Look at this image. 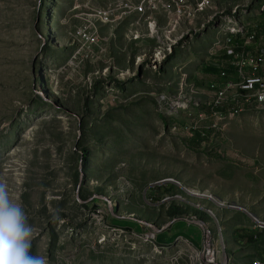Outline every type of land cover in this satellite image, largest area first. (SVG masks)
Listing matches in <instances>:
<instances>
[{
	"label": "rangeland",
	"instance_id": "1",
	"mask_svg": "<svg viewBox=\"0 0 264 264\" xmlns=\"http://www.w3.org/2000/svg\"><path fill=\"white\" fill-rule=\"evenodd\" d=\"M109 1L0 0V182L34 228L32 253L49 264H175L188 247L173 243L201 247L202 228L178 221L157 243L146 227H166L175 204L181 218L218 220L235 264H250L264 256V239L240 237L264 231V112L213 115L212 32L157 68L148 62L163 40L131 41L130 22L86 45L83 14Z\"/></svg>",
	"mask_w": 264,
	"mask_h": 264
},
{
	"label": "built area",
	"instance_id": "2",
	"mask_svg": "<svg viewBox=\"0 0 264 264\" xmlns=\"http://www.w3.org/2000/svg\"><path fill=\"white\" fill-rule=\"evenodd\" d=\"M87 9L78 31L86 45L98 46L103 40L100 30L109 25L119 27L130 22L127 37L131 41L163 40L149 58L148 64L156 68L169 62L167 59L177 50L212 32L209 58L218 73L210 75L206 95L213 115L234 117L264 112V0H110L105 7ZM144 61L138 57L136 64ZM211 200L222 208L229 205L212 195ZM206 211L217 220L212 208ZM189 220L201 223L202 246L183 236L177 238L173 244L185 243L188 254L173 257L175 264H235L234 253L225 243L218 220L217 227L196 216ZM146 227L151 229L148 224ZM154 235L151 237L157 242V234ZM171 245L155 247L163 250ZM250 264H264V260L255 257Z\"/></svg>",
	"mask_w": 264,
	"mask_h": 264
},
{
	"label": "clouds",
	"instance_id": "3",
	"mask_svg": "<svg viewBox=\"0 0 264 264\" xmlns=\"http://www.w3.org/2000/svg\"><path fill=\"white\" fill-rule=\"evenodd\" d=\"M33 232L22 206L0 182V264H49L45 256L32 253Z\"/></svg>",
	"mask_w": 264,
	"mask_h": 264
},
{
	"label": "trees",
	"instance_id": "4",
	"mask_svg": "<svg viewBox=\"0 0 264 264\" xmlns=\"http://www.w3.org/2000/svg\"><path fill=\"white\" fill-rule=\"evenodd\" d=\"M204 71L208 75H213V74L218 73V70H216L215 68H213L211 66H206L205 69H204ZM205 135L206 134H202L200 132L195 131L194 132V141H196V143H198L200 145L201 142L203 140H205V138H206ZM80 161H81L80 162V166H82L83 171L87 170L88 167H89V162H90V151L87 148H84L82 150L81 160ZM79 173H80V171H79ZM79 176H80V174H79ZM79 182H80V178H79ZM168 215L174 220V219H180L181 217L186 216L187 215V212L183 208H181V207H179V206H177L175 204H171L169 206V208H168ZM240 237L242 239H244L245 241H247L248 243L254 244V243L257 242L255 240V238L256 239L257 238L264 239V231H261L260 233H258V232L257 233L251 232L250 234H248L246 236L244 234L243 236H240ZM157 240H158V238H157ZM259 257L264 260V256H263L262 253H260V256Z\"/></svg>",
	"mask_w": 264,
	"mask_h": 264
},
{
	"label": "water",
	"instance_id": "5",
	"mask_svg": "<svg viewBox=\"0 0 264 264\" xmlns=\"http://www.w3.org/2000/svg\"><path fill=\"white\" fill-rule=\"evenodd\" d=\"M84 174H85V173H84V171H83V169H82V166H80V182H79V186H78V189H77V193H79L80 188H81V186H82V182H83V180H84ZM164 182H170V180H166V181H164ZM164 182H162V183H164ZM177 184L181 186L180 183H177ZM184 189H185V188H184ZM111 210H112V212H113V208H112V207H111ZM245 211H246L247 213H249L247 210H245ZM182 220H185V221H187V222H192L193 224H196V225H198V226L201 227V223H200V222H195V221H192V220H189V219H185V218H181L180 220L176 219L175 221H172L171 223L167 224V226L164 227V228H162V229H159V228H157L156 226H152V225H150V226H151L152 230H153L156 234H160V233L164 232L165 230H167V228H170V227L173 225V223L178 222V221H182Z\"/></svg>",
	"mask_w": 264,
	"mask_h": 264
},
{
	"label": "bare ground",
	"instance_id": "6",
	"mask_svg": "<svg viewBox=\"0 0 264 264\" xmlns=\"http://www.w3.org/2000/svg\"><path fill=\"white\" fill-rule=\"evenodd\" d=\"M190 192H191V191H190ZM191 193H193V192H191ZM154 234H155V233H151L150 235H151V236H155Z\"/></svg>",
	"mask_w": 264,
	"mask_h": 264
},
{
	"label": "crops",
	"instance_id": "7",
	"mask_svg": "<svg viewBox=\"0 0 264 264\" xmlns=\"http://www.w3.org/2000/svg\"><path fill=\"white\" fill-rule=\"evenodd\" d=\"M171 227H172V226H171ZM171 227H170V228H171ZM170 228H167V230L170 229ZM165 231H166V230H165ZM161 245H163V244H161ZM170 245H171V244H170Z\"/></svg>",
	"mask_w": 264,
	"mask_h": 264
}]
</instances>
